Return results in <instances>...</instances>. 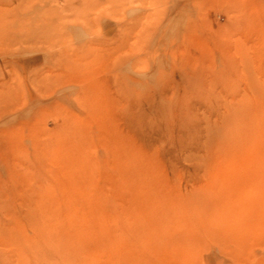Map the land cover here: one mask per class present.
<instances>
[{
  "label": "rangeland",
  "instance_id": "374dc122",
  "mask_svg": "<svg viewBox=\"0 0 264 264\" xmlns=\"http://www.w3.org/2000/svg\"><path fill=\"white\" fill-rule=\"evenodd\" d=\"M0 264H264V0H0Z\"/></svg>",
  "mask_w": 264,
  "mask_h": 264
}]
</instances>
